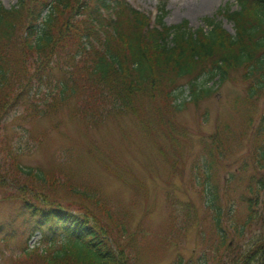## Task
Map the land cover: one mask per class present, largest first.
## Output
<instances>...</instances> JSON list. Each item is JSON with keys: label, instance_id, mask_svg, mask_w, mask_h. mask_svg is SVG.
<instances>
[{"label": "trees", "instance_id": "trees-1", "mask_svg": "<svg viewBox=\"0 0 264 264\" xmlns=\"http://www.w3.org/2000/svg\"><path fill=\"white\" fill-rule=\"evenodd\" d=\"M115 3L114 19L106 14L113 10L111 0H17L10 9L0 6V135L6 136L11 115L49 122L64 115L54 125L66 117L91 136L108 123L120 125L124 117H149L154 108L178 112L181 79L188 77L191 101L197 103L213 91L208 81L238 74L246 87L240 105L243 133H252L254 166L230 174L239 191L229 189L222 199L211 186L213 150L206 152L201 165L209 229L195 256L178 255L169 264H264V105L259 107L264 100V0H238L237 10L219 11L234 23V34L209 17L203 19L208 31H193L187 22L166 26L163 15L151 24L144 13ZM176 125L169 124V134ZM211 139L216 142L213 133ZM164 147L159 146L160 153L166 156ZM2 168L0 181L7 185L20 189L24 179L39 183L43 206L23 198V208L61 241L53 263L134 264L127 248L105 237L125 225L113 220L98 190L75 188L69 165L47 171L16 162L5 173ZM70 194L80 195L93 217L57 202ZM94 209L109 218L106 232L98 227Z\"/></svg>", "mask_w": 264, "mask_h": 264}, {"label": "rangeland", "instance_id": "rangeland-1", "mask_svg": "<svg viewBox=\"0 0 264 264\" xmlns=\"http://www.w3.org/2000/svg\"><path fill=\"white\" fill-rule=\"evenodd\" d=\"M129 1L152 17L160 8L166 25L186 21L190 29H207L203 19L210 17L234 33L233 22L217 12L225 7L237 10L238 0ZM14 4L16 0H0L5 8ZM187 79L181 81L177 91L176 100L181 104L178 112L154 108L149 117H124L120 125L108 123L91 136L66 117L65 123L54 125L64 115L52 122L11 115L6 136L0 135V161L5 160L0 162L1 171L5 173L16 162L25 169L47 171L69 165L68 171L75 176L70 181L74 180L75 188L98 190L113 220L125 225L123 230L114 229L112 236L105 233V237L127 248L134 264H169L178 255L195 256L211 219L204 202L203 156L213 150L211 186L222 199L229 189L234 194L239 191L240 184L230 181V174L241 167L243 174L247 173L254 163L250 155L252 133H243L245 112L240 98L244 97L246 87L240 75L233 74L224 82H220L219 76L214 77L206 84L213 91L197 103L190 100ZM262 105L263 99L259 107ZM172 121L177 125L169 134L167 127ZM211 133L216 142L209 140ZM153 142L165 146L166 156L158 152ZM19 184L20 189L0 181V264H55L51 255L60 248V240L57 236L51 239L46 226L35 223L23 208V198L43 206L39 183L24 179ZM12 193L18 198L11 197ZM57 202L93 217L91 206L80 195L59 196ZM94 212L98 227L104 226L101 230L106 232L109 218L104 211Z\"/></svg>", "mask_w": 264, "mask_h": 264}]
</instances>
